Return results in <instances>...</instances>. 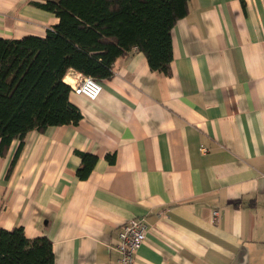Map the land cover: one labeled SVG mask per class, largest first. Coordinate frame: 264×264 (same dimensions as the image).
<instances>
[{"label":"crops","instance_id":"crops-1","mask_svg":"<svg viewBox=\"0 0 264 264\" xmlns=\"http://www.w3.org/2000/svg\"><path fill=\"white\" fill-rule=\"evenodd\" d=\"M44 1L0 0V36L43 35ZM171 41L170 74L133 49L70 95L76 124L28 132L8 175L18 140L0 156V226L48 237L53 264H118L134 217L133 264H264V0H189ZM76 150L98 156L85 179Z\"/></svg>","mask_w":264,"mask_h":264},{"label":"trees","instance_id":"trees-1","mask_svg":"<svg viewBox=\"0 0 264 264\" xmlns=\"http://www.w3.org/2000/svg\"><path fill=\"white\" fill-rule=\"evenodd\" d=\"M58 21L43 35L0 36V156L18 140L7 175L31 130L76 124L82 117L64 81L69 70L99 81L111 78L113 63L133 49L149 68L171 72V29L186 15L189 0H46L35 2ZM76 176L85 179L98 156L76 150ZM109 162L114 153L105 155ZM51 240L27 237L22 226H0V264H53Z\"/></svg>","mask_w":264,"mask_h":264},{"label":"built area","instance_id":"built-area-1","mask_svg":"<svg viewBox=\"0 0 264 264\" xmlns=\"http://www.w3.org/2000/svg\"><path fill=\"white\" fill-rule=\"evenodd\" d=\"M71 93L94 100L102 90L101 81L93 76L74 71L67 81ZM217 215V211H214ZM147 233V223L143 217H134L123 223L118 231L115 248L119 252L118 264H133L134 254L142 245Z\"/></svg>","mask_w":264,"mask_h":264}]
</instances>
